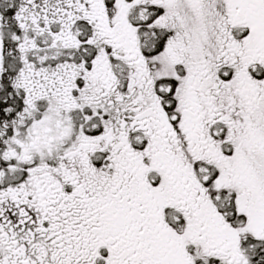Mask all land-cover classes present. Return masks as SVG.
I'll list each match as a JSON object with an SVG mask.
<instances>
[{"label":"snow or ice","instance_id":"snow-or-ice-1","mask_svg":"<svg viewBox=\"0 0 264 264\" xmlns=\"http://www.w3.org/2000/svg\"><path fill=\"white\" fill-rule=\"evenodd\" d=\"M0 264H264V0H0Z\"/></svg>","mask_w":264,"mask_h":264}]
</instances>
